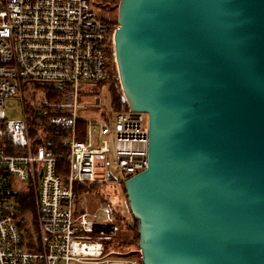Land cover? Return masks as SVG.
Returning a JSON list of instances; mask_svg holds the SVG:
<instances>
[{
    "label": "water",
    "instance_id": "1",
    "mask_svg": "<svg viewBox=\"0 0 264 264\" xmlns=\"http://www.w3.org/2000/svg\"><path fill=\"white\" fill-rule=\"evenodd\" d=\"M117 16L119 81L149 119L148 167L123 184L142 264H264V0Z\"/></svg>",
    "mask_w": 264,
    "mask_h": 264
},
{
    "label": "built area",
    "instance_id": "2",
    "mask_svg": "<svg viewBox=\"0 0 264 264\" xmlns=\"http://www.w3.org/2000/svg\"><path fill=\"white\" fill-rule=\"evenodd\" d=\"M119 2L0 0V264H140L131 250H106L115 214L91 211L95 195L78 186L115 184V172L126 180L149 164L148 114L129 106L114 59L119 24L111 13ZM109 70L121 94L116 112L82 116L100 100L82 104L81 82L104 83ZM30 82L52 86L30 103L23 89ZM13 96L22 119L4 115ZM14 177L29 182L34 209L21 211ZM27 212H36L39 251L25 240Z\"/></svg>",
    "mask_w": 264,
    "mask_h": 264
},
{
    "label": "rangeland",
    "instance_id": "3",
    "mask_svg": "<svg viewBox=\"0 0 264 264\" xmlns=\"http://www.w3.org/2000/svg\"><path fill=\"white\" fill-rule=\"evenodd\" d=\"M113 5V4H112ZM111 18L116 20L118 19L117 11H113L111 13ZM113 72L111 70L108 71V80L104 83H98V82H81V89L82 93L80 94V101L81 103H96V100L99 99L100 103L99 105H95L94 107H90L89 109L85 110L82 113V116L86 118H99L104 115L105 110H110V112L115 113L116 112V104L114 103L113 94L111 93L110 85L114 86L117 93L120 96L119 88L114 85L115 77H113V81L111 82ZM47 85V84H45ZM52 85V84H48ZM32 86V84H26L24 86V93L29 97L28 95H32L34 91L30 90L28 87ZM47 90V86L40 88L38 90L37 94L33 97L27 100L28 102L36 101V98L40 96V92H43ZM119 103V102H118ZM4 115L7 119H22L23 118V104L20 99V97H10L6 100L4 108ZM32 134H35V131L32 130ZM117 175L119 182L113 184V183H106L100 185V196H94L96 201H93L90 203L91 211L100 213L103 215L104 219H108L105 209H110L114 214H123V215H132L127 202V194L124 193V179L125 175L120 172H115ZM30 185L29 182L23 181L19 178H13V192H20V193H29L30 191ZM101 196L104 198V200L101 198ZM92 200V199H91ZM16 205H18L17 202L12 200ZM12 202V203H13ZM29 216V223L26 224V226L30 225L28 228H25V240L27 242V245L34 249L39 251L41 249L38 241V231H37V218H36V212H27L26 213ZM116 225V223H115ZM117 227V234L119 232L122 233V237L129 238L132 236V231L130 229H127L123 226ZM139 244L134 245L132 248L135 250L133 254L136 255L137 259L139 260L140 264L142 263V259L139 257ZM115 247V245H112ZM115 249V248H114ZM117 251H126L128 249H119L116 248ZM114 258H120L119 255H114Z\"/></svg>",
    "mask_w": 264,
    "mask_h": 264
},
{
    "label": "trees",
    "instance_id": "4",
    "mask_svg": "<svg viewBox=\"0 0 264 264\" xmlns=\"http://www.w3.org/2000/svg\"><path fill=\"white\" fill-rule=\"evenodd\" d=\"M113 77L114 74H112L111 77V82L113 81ZM27 84H32V86H29L28 88L32 91H34L32 93V95H28L29 97L26 98L27 100H29L30 98H33L38 90H40V88L47 86L48 88H51L52 85H49L47 83H42V82H30ZM47 84V85H45ZM111 88V93L113 94V98H114V103L117 105L118 102H120V96H118L119 94L117 93L116 89L114 88V86L110 85ZM48 94H53L52 91L48 92ZM55 95H52L51 98L55 99ZM31 125H37L36 120L32 121ZM49 146V145H48ZM79 191H81L80 189L82 188V186H86L87 191H90L91 193H93L95 196H100V184L98 183H80L79 185ZM124 193H126L125 188H124ZM19 200H20V205H21V211H27L29 209H34V197H33V192L32 190L29 191V193H22V194H18ZM101 198L104 200V198L101 196ZM114 222L116 223V225L118 226H123L127 229H130L132 231V236L129 238H124L122 237V233L119 232L117 234L116 232V236L115 239L111 242H107L106 243V250L108 251L110 248H119V249H128L126 251H130L131 249H133L132 247L136 244L139 243V234H138V222L137 220L134 219V217L132 215L125 214H116L115 213V220ZM117 229V227H116ZM112 245H115L112 246ZM142 264V263H141Z\"/></svg>",
    "mask_w": 264,
    "mask_h": 264
},
{
    "label": "crops",
    "instance_id": "5",
    "mask_svg": "<svg viewBox=\"0 0 264 264\" xmlns=\"http://www.w3.org/2000/svg\"><path fill=\"white\" fill-rule=\"evenodd\" d=\"M134 249H131V253H129V257L131 258V259H137V257H136V255L135 254H133L134 253Z\"/></svg>",
    "mask_w": 264,
    "mask_h": 264
},
{
    "label": "bare ground",
    "instance_id": "6",
    "mask_svg": "<svg viewBox=\"0 0 264 264\" xmlns=\"http://www.w3.org/2000/svg\"><path fill=\"white\" fill-rule=\"evenodd\" d=\"M123 94H124V92H123ZM124 96L126 97V95L124 94Z\"/></svg>",
    "mask_w": 264,
    "mask_h": 264
}]
</instances>
